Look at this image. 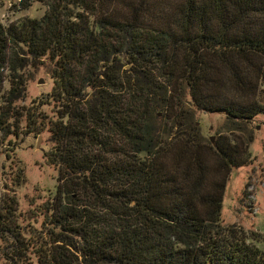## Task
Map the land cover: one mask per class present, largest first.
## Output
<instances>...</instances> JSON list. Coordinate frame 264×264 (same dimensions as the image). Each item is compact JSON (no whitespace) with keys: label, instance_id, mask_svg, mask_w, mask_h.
<instances>
[{"label":"trees","instance_id":"16d2710c","mask_svg":"<svg viewBox=\"0 0 264 264\" xmlns=\"http://www.w3.org/2000/svg\"><path fill=\"white\" fill-rule=\"evenodd\" d=\"M38 1L42 17L0 21V136L23 116L40 125L59 175L38 263L264 264V235L222 220L248 146L207 147L159 116L181 126L185 102L239 122L264 113V0ZM43 59L53 89L20 108V73ZM46 103L53 118L37 114Z\"/></svg>","mask_w":264,"mask_h":264},{"label":"rangeland","instance_id":"374dc122","mask_svg":"<svg viewBox=\"0 0 264 264\" xmlns=\"http://www.w3.org/2000/svg\"><path fill=\"white\" fill-rule=\"evenodd\" d=\"M21 1L0 0V21L4 25L25 17L40 18L46 11L38 0H23L26 8ZM52 68L53 64L43 59L21 71L26 87L24 99L17 103L20 108L32 107L39 98H48L54 85ZM7 90L8 81L4 83L3 92ZM184 105L190 117L184 119L181 115V126L174 128L166 117L168 112L159 111L168 131L183 133L186 137L194 133L207 147L214 146L222 135L230 136L241 147L248 146L250 162L233 169L228 176L222 220L226 225H240L264 235V113L239 122L228 119L225 113L199 110L187 102ZM53 106L46 103L37 114L53 118ZM176 112L181 114L182 110ZM21 119L18 128L10 127L7 136H0V264H39L32 240L45 230L46 207L58 184V170L49 165L45 157L53 146L50 133L40 125L30 132L32 129H28L25 116ZM19 233L27 245L15 244L13 236Z\"/></svg>","mask_w":264,"mask_h":264}]
</instances>
